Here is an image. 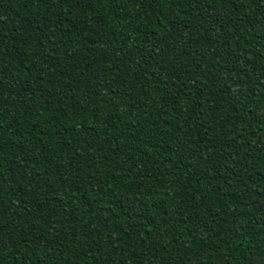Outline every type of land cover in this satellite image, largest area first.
Listing matches in <instances>:
<instances>
[{
  "label": "trees",
  "instance_id": "trees-1",
  "mask_svg": "<svg viewBox=\"0 0 264 264\" xmlns=\"http://www.w3.org/2000/svg\"><path fill=\"white\" fill-rule=\"evenodd\" d=\"M0 264H264V0H0Z\"/></svg>",
  "mask_w": 264,
  "mask_h": 264
}]
</instances>
